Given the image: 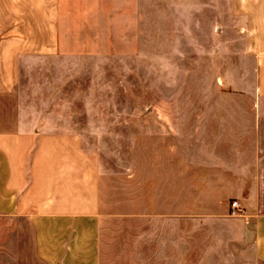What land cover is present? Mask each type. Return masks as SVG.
<instances>
[{
  "label": "crops",
  "instance_id": "0c3cea01",
  "mask_svg": "<svg viewBox=\"0 0 264 264\" xmlns=\"http://www.w3.org/2000/svg\"><path fill=\"white\" fill-rule=\"evenodd\" d=\"M62 1L0 0V264H264V0H235L247 65L240 105L216 108L223 117L193 122L189 143L162 152L160 203L127 220L100 207V165L76 133L25 121L21 68L55 51L68 23ZM232 199L241 214L229 213ZM185 209L208 215L200 224L227 237V250L185 246Z\"/></svg>",
  "mask_w": 264,
  "mask_h": 264
},
{
  "label": "rangeland",
  "instance_id": "374dc122",
  "mask_svg": "<svg viewBox=\"0 0 264 264\" xmlns=\"http://www.w3.org/2000/svg\"><path fill=\"white\" fill-rule=\"evenodd\" d=\"M69 6L67 12L62 1L68 23L55 51L24 60L25 121L76 133L100 165V207L127 220L131 212L145 213V204L160 203L162 152L189 143L193 122L223 117L216 108L240 105L243 21L235 0H71ZM184 212L185 246L225 250L227 237L211 236L200 224L208 215ZM190 219L199 225L191 227ZM193 229L198 235L191 239Z\"/></svg>",
  "mask_w": 264,
  "mask_h": 264
},
{
  "label": "built area",
  "instance_id": "2783aa9c",
  "mask_svg": "<svg viewBox=\"0 0 264 264\" xmlns=\"http://www.w3.org/2000/svg\"><path fill=\"white\" fill-rule=\"evenodd\" d=\"M230 213L231 214H241L242 213V209L240 208L239 206V203L235 200V199H232L230 201Z\"/></svg>",
  "mask_w": 264,
  "mask_h": 264
}]
</instances>
